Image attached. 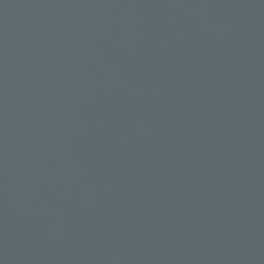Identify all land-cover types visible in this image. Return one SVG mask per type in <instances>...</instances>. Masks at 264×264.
I'll return each mask as SVG.
<instances>
[{
	"label": "water",
	"instance_id": "obj_1",
	"mask_svg": "<svg viewBox=\"0 0 264 264\" xmlns=\"http://www.w3.org/2000/svg\"><path fill=\"white\" fill-rule=\"evenodd\" d=\"M0 264H264V0H0Z\"/></svg>",
	"mask_w": 264,
	"mask_h": 264
}]
</instances>
